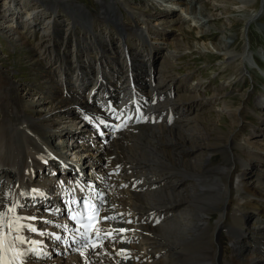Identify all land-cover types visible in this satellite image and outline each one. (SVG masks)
Instances as JSON below:
<instances>
[{
  "label": "bare ground",
  "instance_id": "bare-ground-1",
  "mask_svg": "<svg viewBox=\"0 0 264 264\" xmlns=\"http://www.w3.org/2000/svg\"><path fill=\"white\" fill-rule=\"evenodd\" d=\"M33 1L36 8H27L26 12L20 10L15 0H4L3 7L0 4V17L6 19L0 32L11 44H24L36 54V59L31 61L32 70L39 71L35 72L36 83L42 82L40 93L47 96L42 95L38 102L27 101V85L14 84L8 73L0 69V187L12 184L13 192L10 203L5 204L0 198V226L5 228V232L0 229V264H21L19 258L27 254V248L23 247L25 243L30 245L31 236L26 216L17 209L34 189V178L40 174L42 165L54 153L65 151H71L85 168L90 164L99 167L104 155L113 156L117 171L131 172L129 178L137 176L142 182L140 187L146 186L145 190L132 193L127 179L118 174L106 182L119 188L117 192L111 191L116 194L108 202L121 211L124 224L116 226L136 227L141 241L138 246H130L136 252L130 260L121 261L117 257L118 238H106L103 248L96 253L81 251L44 264H264L261 236L264 233V114H261L264 102L258 99L254 106L257 110L249 111L245 95L240 101H227L223 92L225 89L236 92L244 83L248 71L246 46L235 52L231 45H225L228 51L220 64L224 75L217 85L210 86L211 94L207 96L202 91L209 85H204L206 82L197 78L192 69H187L185 74L176 73L175 68H179L190 48L181 39L187 29L184 27L187 17L176 15L173 7L159 3L160 9H155L146 0H95V7L90 10L72 0ZM190 3H198L201 8L199 16L190 17L196 22L194 27L220 21L210 14L207 0H179L174 5L188 7ZM239 3L240 10L254 8L251 0H238L234 4ZM240 10L238 7L233 11ZM62 13L67 18H62ZM234 22L238 21L234 20L231 27ZM203 30L196 41L217 37ZM32 39L35 41L31 42ZM213 45L218 52L222 50L221 45ZM147 69L157 74L154 87L143 77ZM93 71L110 78L113 82L108 84L117 88V95L118 89L129 93L126 80L131 71L143 90L149 88L161 93L171 90L174 98H165L159 107L176 111L177 118L182 119L167 126L164 123L140 126L136 133L107 141L102 151L61 140L52 144V136L60 129L54 127L58 117L71 112L72 103L82 104L69 75L86 76ZM64 90L69 97L62 95ZM37 105L40 108L36 109ZM215 106L220 112L213 114L211 110ZM250 113L256 125L246 123ZM68 122L69 125L62 126L64 135L70 133L68 129H80L77 122ZM84 128L82 125L74 136L78 138L85 132ZM157 184L161 188L153 192L151 187ZM127 208L132 212L125 211ZM148 215L164 216L162 225L143 227L142 218ZM250 215H254V226L262 220L254 232L260 236L255 243L247 228L246 217ZM107 216L114 217L111 213ZM109 231L119 235L112 228ZM220 231L229 235L232 254L229 259L223 256L221 237L217 238ZM37 235L42 237L39 241L48 237L44 230ZM68 235L64 233L65 237Z\"/></svg>",
  "mask_w": 264,
  "mask_h": 264
},
{
  "label": "rangeland",
  "instance_id": "rangeland-1",
  "mask_svg": "<svg viewBox=\"0 0 264 264\" xmlns=\"http://www.w3.org/2000/svg\"><path fill=\"white\" fill-rule=\"evenodd\" d=\"M15 1L16 3H18V7H20V10L22 8V11L26 12L27 8L29 9L36 8V5H34L35 3L33 0H15ZM72 1L78 4H82L84 7L90 10L93 7H95L94 6L95 0H72ZM178 1L179 0H146L149 6L154 7L155 9H160L159 3H161L162 5L173 7L175 10L174 12H176V10L178 9V11L176 12V15H183L187 17L184 27L187 29L190 28L191 32L187 29L184 30L185 33L183 34V36H181V39L189 43L190 50L186 51V53L183 55L182 61L179 64V68L177 69L175 68L176 73L178 72L181 75V74H185L187 69L189 68L192 69L191 71H194V74L196 75L197 78L199 76V78H202L203 81L206 82L204 85L206 86L209 85L208 89H204L205 92L202 91L203 94L206 93V95L208 96L211 94V91H209L210 86L214 87V85H217L222 80L220 76L224 75V72L221 73L223 68L220 67V64L224 61L223 55L226 53V51H228V49L225 48V45H231L232 47L230 49L234 50L235 52H239V49L245 45L246 55H247L246 58L248 60V63H246L247 69H248L247 71L248 75L246 77L245 75L247 73H245L243 77L244 83L238 86V89L236 92H229L226 89L223 92L225 94V99L227 101L229 100L240 101L241 97L245 95L244 100H245V105H246L247 110L250 111L251 108L255 109L254 107L256 103L255 101L259 99L258 94L259 93L262 95L264 94V92L261 89L259 88L257 89L255 87L256 85L257 87L262 88L261 84L264 83V78L259 73L260 71L261 73L264 74V11H262L263 10V0H251L254 3V8L247 9L246 11L240 10L242 6L240 3L234 4V3H237L238 0H207L208 10L210 11V14L220 18V21L219 22H214V21L206 22L205 24L200 25V27L199 26L194 27L196 22L192 21V19H195V15L196 16L200 15L201 8L199 4L195 3L194 5V3H192L191 5L190 3L188 7H184V5L183 7L175 6L174 4L177 3ZM41 2H44V0H41ZM0 4L3 7L4 0H0ZM238 7L240 11H237V12L233 11ZM218 8L220 9L218 10ZM224 9H227V10L224 11ZM150 13H153V12L151 11ZM61 15H62V18H67V16L63 13ZM1 17H3V15ZM1 17H0V29L2 28L3 23L6 21L5 18H1ZM167 19L170 20L171 18H167ZM229 19L231 20L233 19L232 22L228 21ZM234 20L238 22H234V26L231 27L230 25H233ZM192 28L194 29V31ZM200 28L202 29L204 28L205 30L210 31L211 33H215L214 36L217 35V37L214 39H210V40L209 38H207L202 41H196L195 39H197V37H200L201 35L202 29ZM212 28L216 30H212ZM221 29L224 32H222ZM76 30L79 31L78 28ZM205 30L203 31L207 32ZM209 36H212V35H209ZM168 39H170L169 36H168ZM24 41L26 42V40ZM34 41L35 39H32L31 42H34ZM215 43L222 46L221 51L218 52L214 48L213 44ZM35 59H36V54L27 50L26 45L19 44V43L11 44L10 40L9 39L6 40V36H4L0 32V69L1 70L3 69L2 71L8 73L9 77L11 78L14 84L17 83L19 85L21 83H24L23 85H27L26 86V97H25L27 101L32 100L34 102H38V99L45 95L40 93L43 91L39 88L42 82L39 81L40 84L36 83L38 75L35 74V72H39V71L32 70L31 61ZM41 71H43L42 68H41ZM209 83H211V85ZM250 84L252 86V89L251 87H249ZM250 89L251 91L248 92ZM252 91H253V95H252ZM21 95L23 96L25 95V93H21ZM254 96H256L255 100H254ZM261 99H262V102H264V96H262ZM164 104H166V101ZM219 107L221 108V105ZM219 107L218 108L216 107L214 110H211V113L216 114V112H220ZM38 108H40L39 105L36 106V109ZM255 110H257V108ZM261 114H264V113H261ZM207 115L209 116L210 112H208ZM59 118L60 117H58V119ZM210 118H213V116H210ZM263 118H264V115H263ZM66 121L68 122V120ZM64 123L65 122H61V123L56 122L54 124V127L56 129L57 128L62 129V126H64ZM246 123L248 125L250 124L256 125L255 118L251 115V113L248 114ZM59 124H61L60 127H58ZM243 132L245 133L246 131L243 130ZM52 138L54 137L52 136ZM52 138H51V141L53 144L54 143L53 141H55L56 139L55 138L52 139ZM58 140L64 141L66 142V144L68 143V141L64 140L63 138H60ZM262 140H264V137H262ZM68 144H71V142ZM252 217H254V215L247 216L246 222H247V228L249 229L250 232H252V234L250 235L251 240L254 241L255 243V242H258L256 241V238L258 236L254 234V232L261 226L262 220L256 216L258 219H260L261 222L258 224V226L256 224L254 226V225H251V222H250V219ZM214 222H215V219L211 221V224H214ZM224 232L220 233V236H221L220 240L223 241L224 245L229 247L227 249L225 246H223L225 249L223 256L229 259V256L232 255L231 249H230L229 235L226 232L227 234L226 236ZM217 238H218V235H217Z\"/></svg>",
  "mask_w": 264,
  "mask_h": 264
},
{
  "label": "snow or ice",
  "instance_id": "snow-or-ice-1",
  "mask_svg": "<svg viewBox=\"0 0 264 264\" xmlns=\"http://www.w3.org/2000/svg\"><path fill=\"white\" fill-rule=\"evenodd\" d=\"M90 219H92L91 217H90ZM32 231H35V229L33 228V229H31ZM21 242H23L22 240H21Z\"/></svg>",
  "mask_w": 264,
  "mask_h": 264
}]
</instances>
